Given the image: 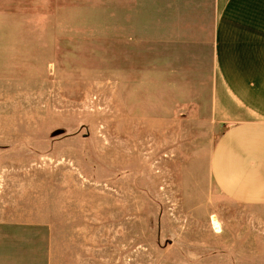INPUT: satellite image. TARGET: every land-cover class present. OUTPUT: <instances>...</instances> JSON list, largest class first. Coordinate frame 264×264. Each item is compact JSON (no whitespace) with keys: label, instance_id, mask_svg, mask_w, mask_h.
Wrapping results in <instances>:
<instances>
[{"label":"rangeland","instance_id":"374dc122","mask_svg":"<svg viewBox=\"0 0 264 264\" xmlns=\"http://www.w3.org/2000/svg\"><path fill=\"white\" fill-rule=\"evenodd\" d=\"M22 1L0 11V264H264V205L211 174L215 0Z\"/></svg>","mask_w":264,"mask_h":264},{"label":"crops","instance_id":"0c3cea01","mask_svg":"<svg viewBox=\"0 0 264 264\" xmlns=\"http://www.w3.org/2000/svg\"><path fill=\"white\" fill-rule=\"evenodd\" d=\"M122 11H171L173 0H121ZM22 0H0L13 11ZM215 114L227 124L212 152L211 174L231 201L264 205V0H215Z\"/></svg>","mask_w":264,"mask_h":264}]
</instances>
